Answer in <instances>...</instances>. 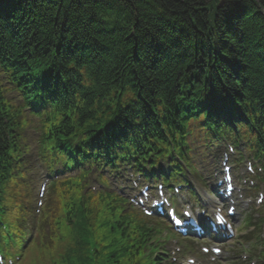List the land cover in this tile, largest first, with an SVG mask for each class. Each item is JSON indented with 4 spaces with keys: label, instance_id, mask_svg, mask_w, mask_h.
I'll return each mask as SVG.
<instances>
[{
    "label": "trees",
    "instance_id": "obj_1",
    "mask_svg": "<svg viewBox=\"0 0 264 264\" xmlns=\"http://www.w3.org/2000/svg\"><path fill=\"white\" fill-rule=\"evenodd\" d=\"M217 1L0 0V48L5 44L21 62L19 56L32 44L45 52L57 41L62 43L59 58L64 65H77L74 86L64 88L71 102L61 106L59 123L49 129L54 140L64 138L61 125L67 124L66 132L83 130L91 142L92 124L100 125L111 110L96 97L104 99L113 86L123 96L142 94L152 106L155 96L173 100L179 83L199 75L222 95L236 96L239 88L245 89L264 107V0H222L219 8L213 5ZM18 71L20 76L26 72ZM155 112L165 117V109ZM140 114H148L147 123L155 124L151 110H129L120 120L125 123L120 131L102 140L132 130L148 132ZM2 147L0 182L9 164L7 155L1 159ZM3 190L0 183V193ZM64 217L72 225L73 246L64 245L58 263L75 264L77 237L81 241L85 236L83 228L90 234L93 219L85 210ZM123 233L149 239L148 232L138 235L133 227Z\"/></svg>",
    "mask_w": 264,
    "mask_h": 264
},
{
    "label": "rangeland",
    "instance_id": "obj_2",
    "mask_svg": "<svg viewBox=\"0 0 264 264\" xmlns=\"http://www.w3.org/2000/svg\"><path fill=\"white\" fill-rule=\"evenodd\" d=\"M204 2L207 4V3L209 2V0H204ZM7 13H10V11L7 12ZM37 185H38V184L36 183L35 186H33V193L30 195L29 201L33 199L34 192H35V190H36V188H37ZM17 190H18V194L22 196L23 194H22V190H21V188L18 187ZM48 221H49L50 224H51V223H53L54 220H53L52 218H49ZM33 258H34V256H29V257H27L26 261L28 262V260L33 259Z\"/></svg>",
    "mask_w": 264,
    "mask_h": 264
},
{
    "label": "bare ground",
    "instance_id": "obj_3",
    "mask_svg": "<svg viewBox=\"0 0 264 264\" xmlns=\"http://www.w3.org/2000/svg\"><path fill=\"white\" fill-rule=\"evenodd\" d=\"M174 103H178V102L175 101ZM178 107L183 108V105H179Z\"/></svg>",
    "mask_w": 264,
    "mask_h": 264
}]
</instances>
